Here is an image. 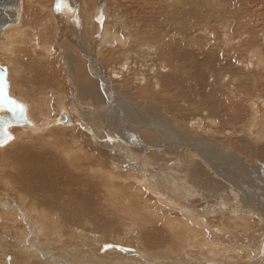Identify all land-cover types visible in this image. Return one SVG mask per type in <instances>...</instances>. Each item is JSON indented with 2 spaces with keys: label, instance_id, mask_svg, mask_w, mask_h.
Returning a JSON list of instances; mask_svg holds the SVG:
<instances>
[{
  "label": "bare ground",
  "instance_id": "obj_1",
  "mask_svg": "<svg viewBox=\"0 0 264 264\" xmlns=\"http://www.w3.org/2000/svg\"><path fill=\"white\" fill-rule=\"evenodd\" d=\"M184 1L137 0L128 26L115 0H20L0 29V83L27 122L0 146V264H264L263 96L223 114L215 87L184 85L186 48L210 44ZM184 86L185 127L136 98Z\"/></svg>",
  "mask_w": 264,
  "mask_h": 264
},
{
  "label": "rangeland",
  "instance_id": "obj_2",
  "mask_svg": "<svg viewBox=\"0 0 264 264\" xmlns=\"http://www.w3.org/2000/svg\"><path fill=\"white\" fill-rule=\"evenodd\" d=\"M116 3L119 4V9L122 10V21H124L125 24H127L128 26L132 25L134 23V19L137 18V16H140V17H145L144 15V12H140L139 9H141V4L138 5L137 3V0H115ZM143 2V0H140ZM205 1V2H203ZM216 1H219L220 2V7H218V10L219 12L217 11H214L212 9L211 10V7H210V4L207 2V0H185L183 2V7H187V6H190L188 7L189 9L191 10H195L194 14L198 16V17H195L193 18V20L197 21L195 22L196 24H198V28H201V26L208 30V34H205V33H196V36L198 37H202V36H205L206 39L202 40V42H206V44L208 45L209 43L211 45H214L217 47L216 48H212V46L209 44V46L205 45L203 46V48L206 46L208 47L207 49H204L205 50V53L204 51L202 50V52L200 50H198L199 52H197L196 50V47L195 49L192 47L191 48V45L190 44L188 46V49L186 48L187 51H190V52H193V54L195 53V55H197L198 57L196 58V56H189L187 57V60L191 58H193L192 60L190 59V61L188 60V65H190V70L187 68L188 70V73H187V70H185V74H190L192 75L191 78L187 77L188 80H185V86L187 87H196V88H199L201 87V89H212L214 88L213 91H217L218 92H214L217 97V100L219 98L220 100V103L222 105V111L224 112L223 114L225 113H232L233 111V106L236 107L238 105H243L242 107H244V104L246 103L249 95L252 93L250 91H253L252 90V87L255 86V90L254 92H256V94H260L261 96H263V100H264V39L262 40V38H264V5H263V1L264 0H216ZM194 2H198V3H194ZM228 2V3H227ZM204 3V4H202ZM207 4V6H205V4ZM235 3V4H234ZM237 3V4H236ZM60 4V2L58 3H55V8L57 10V5ZM202 5V6H201ZM225 5V6H224ZM238 5V6H236ZM137 6V7H136ZM228 6V7H227ZM223 7V8H222ZM226 7V8H225ZM232 7V8H231ZM235 7V8H234ZM245 9H244V8ZM77 10L75 9V15H77V23H78V19L80 17L79 13H80V10H79V7H78V3H77ZM193 8V9H192ZM202 8V9H201ZM230 8V9H229ZM257 8H258V11H257ZM206 9V10H205ZM244 9V10H243ZM79 10V12H78ZM202 10V11H201ZM208 10V11H207ZM233 10V11H232ZM236 10V11H235ZM242 10V11H240ZM200 11V13H198ZM59 12V11H58ZM159 12V11H157ZM212 12V13H211ZM225 14H223V13ZM237 12V14H236ZM140 13V14H139ZM208 13V14H207ZM227 13V14H226ZM235 13V14H234ZM240 13V14H239ZM254 13V14H253ZM142 14V15H141ZM246 14V18H244ZM191 16H193L192 14H190ZM228 15V16H227ZM251 18H250V16ZM208 16V17H207ZM219 16H222V17H219ZM235 16V18H234ZM239 16V17H237ZM248 16V17H247ZM206 17V18H204ZM214 19H212V18ZM129 18V19H128ZM185 18V17H184ZM202 18V19H201ZM218 18V19H217ZM238 18V19H237ZM249 18V19H247ZM256 18V19H255ZM129 21H127V20ZM244 19V21H243ZM137 20V19H136ZM193 20H190L188 21L187 19L183 22L182 21V24L185 25L187 24L188 26L190 25L191 27L193 26L192 24H195L193 23L194 21ZM198 20L200 22H198ZM217 20V21H216ZM230 20V21H229ZM237 20V21H236ZM242 20V21H241ZM251 20V21H250ZM131 21H132V24H131ZM219 21H224V23L222 22H219ZM228 21V22H227ZM247 21L249 23H247ZM127 22V23H126ZM210 22V23H209ZM244 22H246L247 24H245ZM129 23V24H128ZM207 23L209 25H207ZM237 23V24H236ZM220 24V27L218 26ZM230 24V25H229ZM251 24V25H250ZM222 25V26H221ZM226 25V26H225ZM249 25V26H248ZM207 26H209V28H207ZM210 26H211V29H210ZM230 26V27H229ZM240 26V27H239ZM190 27V28H191ZM214 29H213V28ZM247 27V29H246ZM226 29V32H224V30ZM228 28V29H227ZM237 28V29H236ZM210 29V30H209ZM249 29V30H248ZM211 31L212 32V35H211ZM214 31L216 32L214 34ZM222 31V32H220ZM229 33H228V32ZM219 32V33H217ZM244 32V33H243ZM253 32V33H252ZM237 33V34H236ZM262 33V34H261ZM221 37H220V35ZM229 36H227V35ZM243 34V35H242ZM260 34V35H259ZM208 37H207V36ZM216 35V36H214ZM225 37H224V36ZM212 38H211V37ZM219 36V37H218ZM231 36V37H230ZM228 37V38H227ZM243 37V38H242ZM218 38H219V41H218ZM239 40H238V39ZM240 38H242L240 40ZM248 38V41H246ZM216 39V40H215ZM233 40V41H232ZM238 40V41H237ZM225 43H223V42ZM246 41V42H245ZM208 42V43H207ZM218 42V43H217ZM230 42V43H229ZM87 43H88V40H87ZM213 43V44H212ZM258 44V45H256ZM220 46V47H219ZM225 46V47H224ZM87 47H88V44H87ZM212 48V50H211ZM226 51H225V49ZM229 48V49H228ZM254 48V49H253ZM198 49V47H197ZM214 49V50H213ZM222 49V50H221ZM234 49V50H233ZM256 49V50H255ZM207 50V51H206ZM210 50V51H209ZM216 50V51H215ZM196 51V52H194ZM234 51V52H233ZM236 51V52H235ZM245 51V52H244ZM258 51V53H257ZM211 52V53H210ZM216 52V53H215ZM197 53V54H196ZM201 53V54H200ZM214 53V54H213ZM236 53H238L236 55ZM247 53V54H246ZM254 53V54H252ZM235 54V56H234ZM241 55V56H239ZM248 55V56H247ZM251 55V56H250ZM261 55V56H260ZM200 56V57H199ZM225 56V57H224ZM235 58H234V57ZM247 57V58H246ZM259 57H261L259 59ZM237 58V59H236ZM255 58V59H254ZM239 59V60H238ZM251 59V61H250ZM197 60V61H196ZM247 60V61H246ZM258 60V61H257ZM194 61V62H193ZM201 61V62H200ZM204 61V62H203ZM238 61V62H237ZM240 61V62H239ZM244 61V62H243ZM198 62V64H197ZM203 62V63H202ZM221 62V63H220ZM248 62V63H247ZM200 63V64H199ZM260 63V65L258 64ZM241 64V65H239ZM258 64V66H257ZM196 65V66H195ZM199 65V66H197ZM236 65V66H235ZM239 65V66H238ZM243 65V66H242ZM231 66V67H230ZM234 66V67H233ZM238 66V68H237ZM196 67V68H195ZM199 67V69H198ZM256 67V68H254ZM259 67V68H258ZM262 69H261V68ZM205 68V69H204ZM229 68V69H228ZM237 68V69H236ZM192 69L194 71H192ZM198 69V70H197ZM214 69V70H213ZM220 70V72H219ZM222 70V72H221ZM263 70V71H262ZM196 71V72H195ZM225 71V72H224ZM233 73H232V72ZM246 71V72H245ZM242 72V73H241ZM194 73V74H193ZM196 73V74H195ZM201 73V74H200ZM217 73V74H216ZM223 73V74H222ZM232 73V75H231ZM215 74V75H214ZM234 74V75H233ZM253 74V75H252ZM194 75V76H193ZM203 78H201V76ZM208 75V76H207ZM228 77V80L231 81L232 80V83L236 80V82L238 83V81H240L239 83V86L238 87H235V88H231L233 86H230L229 88H231L232 90L235 89V92L237 93H240V96L242 97L241 99H238L236 100L237 98L235 97L234 100L232 101V99H230L228 97V95H225L224 93H227L226 90H224V88L222 86H224L223 84H221V81H220V77L222 76H226ZM197 76V78H196ZM200 76V77H199ZM210 76V77H209ZM234 76V77H233ZM237 76V77H236ZM240 76V77H239ZM242 76V77H241ZM248 76V77H247ZM219 77V78H218ZM236 77V78H235ZM199 78V79H198ZM218 78V79H217ZM234 78V80H233ZM190 80V81H189ZM203 80V81H202ZM211 80V81H210ZM219 80V81H218ZM245 80V81H244ZM192 81V82H191ZM197 81V82H196ZM242 81L245 83V87L243 86L244 84L242 83ZM254 81V83H253ZM187 82V83H186ZM191 82V84H190ZM202 84H201V83ZM212 82V83H211ZM220 82V83H219ZM234 82V83H236ZM210 83H211V86H210ZM216 83V84H215ZM226 82H224L225 84ZM187 84V85H186ZM189 84V85H188ZM222 86H220V85ZM254 84V85H253ZM197 85V86H196ZM201 85V86H199ZM206 85V86H205ZM217 85V86H216ZM219 85V86H218ZM235 85H238V84H235ZM242 88H241V86ZM185 86L183 88H180V89H175L172 91L171 89L167 90L166 91V97L163 98L164 101H167L166 98H169L173 95H177L178 99L177 98H173L172 100L174 102H172V100L169 99V106H171L169 108L168 106V103L164 102L163 99H161L159 97V101H153L151 100L149 97H139V96H136V98L138 99V102H140L141 104H145L147 106L151 105V106H161L160 109H162L164 111V113L166 115H168V118H169V122H170V125L171 126H184L187 122H188V116L184 115L183 113L180 114V110L178 112L175 111L174 107L178 106L177 107H181L183 109H185V106L183 104V101L181 99H184L183 97L180 96L181 93H179V91L177 90H184L185 89ZM210 86V87H209ZM251 86V87H249ZM207 87V88H206ZM219 87H220V90L223 92H220L219 90ZM226 86V88H228ZM242 90H241V89ZM115 89L119 90V87H115ZM240 89V90H239ZM250 89V90H249ZM182 90V91H183ZM239 90V91H238ZM245 91V92H244ZM249 91V92H248ZM261 91V92H260ZM170 92V94H169ZM220 92V93H219ZM255 94V95H256ZM169 95V97H167ZM223 95V96H221ZM248 95V96H247ZM244 96V97H243ZM223 97V98H222ZM246 97V98H245ZM180 98V99H179ZM176 99V100H175ZM230 101H229V100ZM182 102H181V101ZM189 100V99H187ZM163 101V102H161ZM177 101V102H176ZM230 103H229V102ZM85 102V101H83ZM172 102V103H171ZM190 102V103H189ZM219 102V101H218ZM241 102V103H240ZM149 103V104H147ZM174 103V104H173ZM177 103V104H176ZM189 104H193V102L190 100L188 101ZM235 103V104H234ZM175 105V106H173ZM233 105V106H232ZM236 105V106H235ZM173 107V108H172ZM176 108V107H175ZM179 109V108H178ZM181 109V108H180ZM189 113V112H188ZM176 115V116H175ZM180 116H183L180 117ZM184 120V121H183ZM245 121V120H244ZM177 123V124H176ZM174 124V125H173ZM220 127H228L227 129H232V122H229L227 121L224 126L220 125ZM185 127V126H184ZM187 128V127H186ZM228 138L230 139V141L232 140V134L228 133ZM222 142H225V144L228 142L227 139L225 138H222L221 139ZM226 147H229V148H232V146L227 143L225 145ZM129 160L125 159V160H122L121 163L125 164V163H128ZM134 161V160H133ZM152 160L150 159V162L147 161L145 165V167H149V166H152L151 163ZM115 163V162H114ZM149 163H151L149 165ZM132 164V163H131ZM149 165V166H148ZM182 167H178V170H180ZM36 194L39 195L40 192L38 190H36ZM114 223V220L112 222V224ZM111 225V224H110ZM106 227H109V226H106ZM110 230V229H109ZM90 231V230H88ZM98 233V232H97ZM77 236H74L73 238H76ZM126 244H129V242H126ZM127 246V245H126ZM64 256V255H63Z\"/></svg>",
  "mask_w": 264,
  "mask_h": 264
},
{
  "label": "water",
  "instance_id": "obj_3",
  "mask_svg": "<svg viewBox=\"0 0 264 264\" xmlns=\"http://www.w3.org/2000/svg\"><path fill=\"white\" fill-rule=\"evenodd\" d=\"M19 9L20 0H0V29L6 24L16 22L18 20ZM16 102L22 105L19 101ZM0 112L3 113V115L0 116V128H3L5 125H26L27 123L25 113L24 118H20L13 117V115L6 110H0ZM0 138H2V134H0Z\"/></svg>",
  "mask_w": 264,
  "mask_h": 264
},
{
  "label": "snow or ice",
  "instance_id": "obj_4",
  "mask_svg": "<svg viewBox=\"0 0 264 264\" xmlns=\"http://www.w3.org/2000/svg\"><path fill=\"white\" fill-rule=\"evenodd\" d=\"M63 4V0H62ZM64 7H67L66 4H63ZM61 10V5H57V11ZM98 22H102L98 19ZM2 79V78H0ZM0 110H6L11 113L13 117L24 118L25 109L22 105L18 104L16 101L9 98L3 84L0 83ZM10 125H5L3 128H0V134H2V138H0V146H3V143H6L8 140L12 139L11 135L8 134L7 128ZM123 251V249H121Z\"/></svg>",
  "mask_w": 264,
  "mask_h": 264
}]
</instances>
